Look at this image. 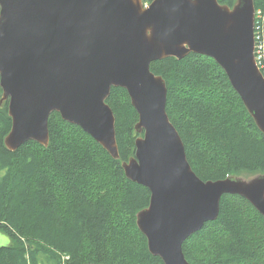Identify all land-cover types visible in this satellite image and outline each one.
<instances>
[{"label":"water","instance_id":"water-1","mask_svg":"<svg viewBox=\"0 0 264 264\" xmlns=\"http://www.w3.org/2000/svg\"><path fill=\"white\" fill-rule=\"evenodd\" d=\"M255 18L254 0H0V104L8 103L12 119L6 146H48L57 112L119 159L107 99L112 87L124 88L140 136L122 166L151 192L138 227L164 264H191L183 244L218 218L224 195L245 198L264 218V174L201 179L168 115L166 80L151 64L191 53L213 58L264 133Z\"/></svg>","mask_w":264,"mask_h":264},{"label":"trees","instance_id":"trees-1","mask_svg":"<svg viewBox=\"0 0 264 264\" xmlns=\"http://www.w3.org/2000/svg\"><path fill=\"white\" fill-rule=\"evenodd\" d=\"M254 3L264 43V0ZM151 69L166 80L168 115L201 179L264 174V133L213 58L191 53ZM107 103L119 159L57 112L49 118L48 146L31 140L12 151L5 145L8 103L0 104V233L10 239L0 246V264H61L64 256L68 264H164L137 224L151 192L122 166L135 154L139 115L124 88L112 87ZM183 250L191 264H264V218L245 198L226 194L218 218Z\"/></svg>","mask_w":264,"mask_h":264},{"label":"built area","instance_id":"built-area-1","mask_svg":"<svg viewBox=\"0 0 264 264\" xmlns=\"http://www.w3.org/2000/svg\"><path fill=\"white\" fill-rule=\"evenodd\" d=\"M259 23L256 21L255 24V41H256V46H255V54H256V60L259 68L263 71L264 69V43L262 39V35L259 30ZM69 257H64V260L61 264H68L66 260H68Z\"/></svg>","mask_w":264,"mask_h":264},{"label":"rangeland","instance_id":"rangeland-1","mask_svg":"<svg viewBox=\"0 0 264 264\" xmlns=\"http://www.w3.org/2000/svg\"><path fill=\"white\" fill-rule=\"evenodd\" d=\"M10 243V239L7 235L0 233V246H6ZM67 257V256H64ZM64 260V258H63Z\"/></svg>","mask_w":264,"mask_h":264},{"label":"bare ground","instance_id":"bare-ground-1","mask_svg":"<svg viewBox=\"0 0 264 264\" xmlns=\"http://www.w3.org/2000/svg\"><path fill=\"white\" fill-rule=\"evenodd\" d=\"M6 145V144H5ZM8 148V147H7ZM9 149V148H8Z\"/></svg>","mask_w":264,"mask_h":264},{"label":"flooded vegetation","instance_id":"flooded-vegetation-1","mask_svg":"<svg viewBox=\"0 0 264 264\" xmlns=\"http://www.w3.org/2000/svg\"><path fill=\"white\" fill-rule=\"evenodd\" d=\"M152 1V0H151ZM151 3V2H150Z\"/></svg>","mask_w":264,"mask_h":264}]
</instances>
